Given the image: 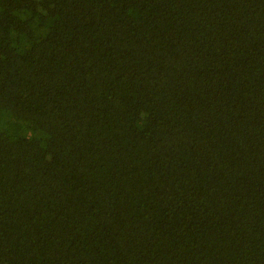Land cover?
Returning <instances> with one entry per match:
<instances>
[{"label":"trees","instance_id":"1","mask_svg":"<svg viewBox=\"0 0 264 264\" xmlns=\"http://www.w3.org/2000/svg\"><path fill=\"white\" fill-rule=\"evenodd\" d=\"M0 264H264V0H0Z\"/></svg>","mask_w":264,"mask_h":264}]
</instances>
